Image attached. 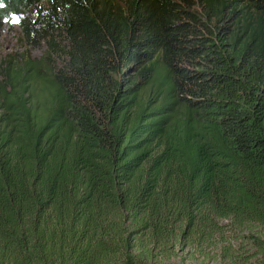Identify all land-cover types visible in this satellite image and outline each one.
I'll return each mask as SVG.
<instances>
[{"label":"trees","instance_id":"trees-1","mask_svg":"<svg viewBox=\"0 0 264 264\" xmlns=\"http://www.w3.org/2000/svg\"><path fill=\"white\" fill-rule=\"evenodd\" d=\"M14 16L40 55L0 63V264H192L224 221L264 225V0H0Z\"/></svg>","mask_w":264,"mask_h":264},{"label":"rangeland","instance_id":"rangeland-1","mask_svg":"<svg viewBox=\"0 0 264 264\" xmlns=\"http://www.w3.org/2000/svg\"><path fill=\"white\" fill-rule=\"evenodd\" d=\"M20 17H12L11 19H1L0 23V63L4 57L16 55L17 52L30 54L31 57L40 55L38 49H31L24 42L20 41ZM30 48V49H29ZM223 239L218 235L215 241L209 246L203 248L187 247L184 251L178 253L177 258H184L186 262L192 264H249L257 262V258L251 256L250 245L244 241V234L260 235L264 237V225L251 224L241 228L243 231H232L229 221H224ZM221 224V222H219ZM245 239V238H244ZM225 248H229L230 252L225 254ZM264 262V261H262Z\"/></svg>","mask_w":264,"mask_h":264}]
</instances>
